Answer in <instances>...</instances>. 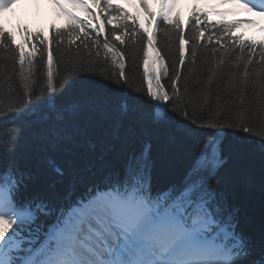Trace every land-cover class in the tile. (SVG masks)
Returning <instances> with one entry per match:
<instances>
[{"label": "snow or ice", "instance_id": "1", "mask_svg": "<svg viewBox=\"0 0 264 264\" xmlns=\"http://www.w3.org/2000/svg\"><path fill=\"white\" fill-rule=\"evenodd\" d=\"M18 2L0 0V13ZM48 2L66 18V26L63 30L52 27L51 39L35 35L41 47L31 42L33 34L21 29L23 39L13 49L12 33H6L0 26V49L12 52L10 59L14 61L9 70L6 62L9 57H5L3 70H0V117L12 114L32 121L37 111L46 106L50 121L70 127L85 113L103 109L107 101L99 96H87L58 106L57 83L60 90L66 86L69 90L78 86L83 89L86 86L70 81L77 74L85 73L122 86L129 85L126 54L113 41L122 46L129 43L126 22L131 19L134 22L131 43H140L142 47L147 97L162 102V107L149 105L154 110L149 112L148 119L158 122L168 111L181 116L186 121L182 125L183 132L193 139L196 154L179 185L154 192V161L150 145L145 144L138 152L124 156L117 169L107 172L71 204L58 210L48 225L38 222L41 216H53L48 205L35 199L18 202L24 177L14 167H6L0 171V264H264V254L259 259H249L253 246L236 231L235 214L226 209L222 197L213 188L214 182H220L217 173L223 164L225 130L232 129L264 140V38L245 44L241 37H236L230 41L240 47V53L235 54L228 43L209 35L208 44L219 47L213 46L210 55L202 58L200 74L195 71L198 44L208 31L205 18L209 13L226 17L243 11L264 20V0H219L220 7L232 6L226 11L211 7L209 12H204L193 6L185 21L176 11L179 0H154L158 12L149 11L147 0H137L146 21L141 24L142 33L136 28L139 12L130 17L119 5L114 9L116 15L104 18L89 12L92 7L98 8L100 13H108L115 0H104V7L100 6L101 0ZM74 11L84 13L87 19H78ZM158 16L171 26L178 40L170 66L155 45L152 24ZM105 21L112 25L110 33L106 31ZM202 23L203 30L199 27ZM217 23L227 36H231L240 24L257 26L256 20L225 22L221 19ZM185 26L194 33L192 41L195 43L190 47H186L190 41ZM260 31L264 33V27ZM65 34L69 46L76 45L77 41L80 45H77L73 70L62 74L52 45L63 44ZM26 45L30 50L25 51ZM81 45L87 60L81 57ZM204 47L207 51V46ZM92 49H95L94 56ZM69 53L71 47L67 52L61 50V60ZM132 55L135 59V48ZM255 55L259 56L258 60L253 59ZM37 56L40 57L39 68ZM189 61L193 67L185 74ZM109 62L119 71L110 72ZM164 77L169 79L171 95L161 83ZM134 91L142 92L143 89L135 88ZM118 111L121 116L125 115L127 105L119 104ZM48 122L39 123L44 127ZM196 129L211 131L197 132ZM18 134V126L0 128V151L5 155L12 151ZM200 136L207 138L200 140ZM71 138L72 132L67 129L58 130L56 135L51 132L46 135L52 143ZM54 171L63 175L58 167H54Z\"/></svg>", "mask_w": 264, "mask_h": 264}, {"label": "trees", "instance_id": "2", "mask_svg": "<svg viewBox=\"0 0 264 264\" xmlns=\"http://www.w3.org/2000/svg\"><path fill=\"white\" fill-rule=\"evenodd\" d=\"M195 7L200 8L198 5ZM109 14L116 15L115 12L100 13L102 18ZM188 19L189 14L185 20ZM205 22H207L206 18ZM126 23L129 33L126 39L129 43L123 46L115 41L113 43L126 54L125 71L129 75V85L122 86L115 81L102 80L98 76L85 73L77 74L70 81L73 84L86 86L83 89L78 86L69 90L66 86L64 90H60L57 83L56 103L58 106L86 99L87 96H99L107 101L103 109L85 113L70 127L50 121L46 106H42L37 111L35 119L32 121L17 118L12 114L6 118L0 117V128L18 126L19 129L18 138L12 151L7 155L0 151V171L12 166L23 175L24 182L17 200L22 202L35 199L45 202L53 213L52 217H40L38 222H43L45 225L52 223L59 209L71 204L89 186L99 182L107 172L117 169L124 156L131 152H138L145 144L150 145V155L154 161L152 171L154 192L162 191L172 185H179L196 154L193 139L183 132L182 125L186 121L181 116L168 111L166 116L158 122L153 123L148 119L149 112L154 110L150 109L149 105L162 107V102H154L147 97V85L143 82L142 47L140 43L135 45L131 43L130 33L134 22L129 19ZM191 23L195 24V21ZM208 25L205 39L198 44V63L195 66L197 75L201 71L200 61L202 58L210 55L213 46L219 47V45L208 44L207 37L209 35H213L214 39L221 38L222 43H228L235 54L240 53V47L230 44L231 40L241 37L245 44L254 40L242 33L234 34L232 32L231 36L224 35L222 26L218 23H208ZM65 26L66 20L59 25H50L47 32H44L45 30L18 25V35L7 30L4 26L2 27L6 33H12L13 38L17 36L19 39L16 41L14 38L12 42V48L15 49L16 44L23 39L21 29H26L33 34L31 42L37 43L34 39L35 35L39 34L41 39L44 37L51 39L52 27L63 30ZM199 27L203 30L204 24L202 23ZM136 28L142 33L143 30L137 25ZM111 29L112 25L106 23V31L110 33ZM153 31L156 48L170 66L173 53L178 47L175 31L170 25H166L161 17L155 21ZM184 31L190 41L186 47H190L191 43H195L192 41L194 33L187 26ZM63 39V44L52 45L62 74L73 70L77 45H80V42L77 41L76 45L69 46L67 34ZM100 40L103 41V36L100 37ZM87 43L90 45V42ZM37 46L41 47L38 43ZM204 46H207V51ZM69 47H71V53L61 60V50L67 52ZM133 48L136 49L135 59L132 55ZM28 50H30V46L26 45L25 51ZM79 51L81 57L87 60V53L82 45ZM92 51L94 56L95 49ZM12 54V52L6 53L0 49V70H3L5 57H9L6 62L11 70L14 63L10 59ZM244 54L247 55V49H244ZM100 59H103L102 48ZM253 59L258 60L259 56L255 55ZM36 61L39 68V56L36 57ZM15 67L18 70L19 66ZM189 67H193L190 61L184 69L185 74ZM109 71L118 72L119 69L112 68L109 62ZM161 83L165 85L171 95L168 77L162 78ZM181 87H183V80ZM135 88H142L143 91H134ZM121 103L128 107L127 113L123 116L118 111V105ZM40 121L49 122L41 127ZM66 129L72 132L71 140L65 139L60 143H52L46 139L48 132L56 135L58 130L63 132ZM196 131L211 130L196 129ZM225 131L226 135L222 140L223 164L217 173L220 182L219 184L214 182L213 188L222 197L226 209L235 214L236 231L246 237L253 246V254L249 259H259L264 254V140L232 129ZM206 138L198 137L200 140ZM53 166L60 168L63 175L55 172Z\"/></svg>", "mask_w": 264, "mask_h": 264}, {"label": "rangeland", "instance_id": "3", "mask_svg": "<svg viewBox=\"0 0 264 264\" xmlns=\"http://www.w3.org/2000/svg\"><path fill=\"white\" fill-rule=\"evenodd\" d=\"M26 1L28 2L29 0H24V1H22V3L26 2ZM189 1L190 2H194V0H189ZM82 2L87 3L86 0H82ZM115 2L123 4L124 7H127L130 10L132 9L133 11L135 10V8L138 7L136 5L137 4V0H115ZM195 2L200 3L203 7H205L208 10V12H209V9L207 7L210 6V5H213L214 7H217V9L220 10V11H226L227 9L232 7L231 5H227V4L223 5L222 7L218 6L219 5V0H195ZM19 4L21 6V1L19 2ZM20 6L19 7H13V8H16V10H18L16 12L17 14H16V18L15 19L20 18L21 21H22L21 23L28 22V25L32 26L33 28L38 25L40 16L44 17L43 20H46V24H49V25L50 24L51 25H57L61 21L60 20L61 19L60 15L57 13L56 8L54 9L52 7V14H50L48 12L49 13V15H48L47 14V10H49V7H46L47 8V10H46L45 7L40 6V7L35 8V10L29 11V9L28 10L26 9L27 7H21L20 8ZM69 10H71V9H69ZM33 11L35 12L34 16L32 14ZM73 14L76 15L77 18L85 16L84 13L79 12V11H74ZM4 15H5V12H3L2 16H0V23L4 24V26L7 27L8 29L12 30V27H10V26L11 25L13 26L15 20L14 21L9 20V19L4 20ZM234 16L240 18L242 21L257 20V26L256 27H252V26H250L247 23H243V26L241 28H239V30L243 31L245 34H247V35H249V36H251V37H253L255 39L264 38V33H262L260 31V28L264 27V23H262L257 17L255 18L251 14L245 13L243 11H239V14L238 15H234ZM209 18L211 20H217L219 17L209 13ZM139 22H140V25L144 24L143 19L140 18V17H139ZM46 31H47V29L45 30V32ZM14 38H15L16 41L18 40L17 36H15Z\"/></svg>", "mask_w": 264, "mask_h": 264}, {"label": "bare ground", "instance_id": "4", "mask_svg": "<svg viewBox=\"0 0 264 264\" xmlns=\"http://www.w3.org/2000/svg\"><path fill=\"white\" fill-rule=\"evenodd\" d=\"M20 5H14L13 7H19ZM40 6H47L49 7V10H47L50 14H52V5L48 2V0H29L25 3H22L20 7H27L26 9L29 11L35 10V8ZM199 7V6H198ZM33 16L35 15V12H32ZM0 16H2V13H0ZM256 18V17H255ZM8 19V14L5 12L4 20ZM262 23H264V20H260Z\"/></svg>", "mask_w": 264, "mask_h": 264}, {"label": "crops", "instance_id": "5", "mask_svg": "<svg viewBox=\"0 0 264 264\" xmlns=\"http://www.w3.org/2000/svg\"><path fill=\"white\" fill-rule=\"evenodd\" d=\"M20 1H21V4H22V1H23V0H20ZM23 3H25V2H23ZM16 5H20L19 2L16 3ZM43 7H47V6H43ZM20 8H21V7H20ZM46 9H47V8H46Z\"/></svg>", "mask_w": 264, "mask_h": 264}]
</instances>
